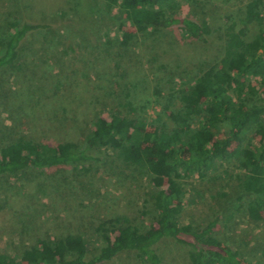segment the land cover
Instances as JSON below:
<instances>
[{
    "label": "rangeland",
    "instance_id": "1",
    "mask_svg": "<svg viewBox=\"0 0 264 264\" xmlns=\"http://www.w3.org/2000/svg\"><path fill=\"white\" fill-rule=\"evenodd\" d=\"M178 2L176 15L207 18L211 30H206V40L189 38L175 26L137 35L123 45L124 33L135 30L132 18L119 7L108 9L105 0H0L1 36L11 20L51 27L29 33L20 48L21 65L3 69L0 148L22 135L38 145L74 139L86 146L96 117L111 109L131 114L124 107L128 100L139 106L136 114L150 126L170 127L163 103L179 105L181 91L220 63L224 17L244 16L248 0ZM257 99L253 94L247 101ZM252 136L257 142L258 135ZM88 153L92 158L78 162L79 169L28 166L0 176V252L19 260L40 238L73 233L86 237L92 253L101 246L96 233L100 222L116 216L129 217L144 233H152L157 223L149 176H132L116 149L92 147ZM242 174L231 160L204 177L182 179L181 223L204 226L220 217L215 235L244 264H262L264 210L260 220L251 218L249 202L255 194L239 186ZM173 182L166 178L164 187L170 191ZM156 249L164 264H192L190 247L176 239H162ZM99 264L150 263L125 250Z\"/></svg>",
    "mask_w": 264,
    "mask_h": 264
},
{
    "label": "trees",
    "instance_id": "2",
    "mask_svg": "<svg viewBox=\"0 0 264 264\" xmlns=\"http://www.w3.org/2000/svg\"><path fill=\"white\" fill-rule=\"evenodd\" d=\"M197 1L204 0H187L189 4ZM105 2L108 9L119 7L132 18L135 30L124 33L123 45L137 35L162 28L177 26L198 41L206 40V30H211L205 17L176 15L178 0ZM9 26L0 35V77L6 67L21 65L20 48L29 33L51 30L46 23L18 19L11 20ZM221 29L225 46L220 63L202 71L188 90L181 91L179 105L169 100L163 103L170 127L150 126L144 116L136 114L139 106L128 100L124 107L128 106L131 114L111 109L107 116L96 117L86 146L74 139L59 146L46 142L38 145L22 135L0 148V176L17 174L28 166L43 170L72 165L79 169L78 162L92 158L90 148L116 149L119 161L132 176H149L152 182L150 201L157 223L152 233H144L129 217L116 216L97 227L102 242L95 252L91 253L84 235L69 233L58 239L40 238L19 260L0 252V264H99L125 250L136 251L150 264H164L156 245L165 238L188 245L192 264H244L215 235L220 217L204 226L181 223L184 206L180 181L196 174L204 177L231 160L243 172L238 176L239 186L255 194L249 202L251 218L260 220L264 210V0H248L244 16L234 19L226 15ZM253 94L258 99L248 103ZM254 134L259 137L257 142ZM166 178L174 181L170 191L164 187ZM120 223L124 225L118 226Z\"/></svg>",
    "mask_w": 264,
    "mask_h": 264
}]
</instances>
